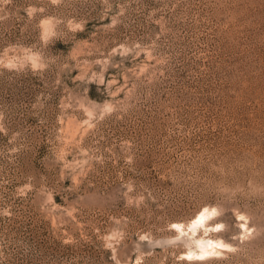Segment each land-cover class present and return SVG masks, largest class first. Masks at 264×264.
I'll list each match as a JSON object with an SVG mask.
<instances>
[{
	"label": "rangeland",
	"instance_id": "obj_1",
	"mask_svg": "<svg viewBox=\"0 0 264 264\" xmlns=\"http://www.w3.org/2000/svg\"><path fill=\"white\" fill-rule=\"evenodd\" d=\"M0 264H264V0H0Z\"/></svg>",
	"mask_w": 264,
	"mask_h": 264
},
{
	"label": "bare ground",
	"instance_id": "obj_2",
	"mask_svg": "<svg viewBox=\"0 0 264 264\" xmlns=\"http://www.w3.org/2000/svg\"><path fill=\"white\" fill-rule=\"evenodd\" d=\"M210 215L211 211L203 210L198 212L196 216L186 225L179 222L174 223V228L180 232L187 229L189 230V234L192 236L195 244L194 248L189 250V253L193 254L194 256L205 257L209 254L220 252L224 247V244L218 239L210 236H203L201 233L203 227L205 230H207L210 226V224L207 223ZM211 226L213 228L217 227L218 230L219 224Z\"/></svg>",
	"mask_w": 264,
	"mask_h": 264
}]
</instances>
